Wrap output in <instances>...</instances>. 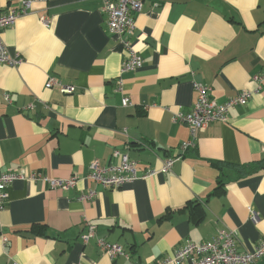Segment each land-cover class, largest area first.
I'll use <instances>...</instances> for the list:
<instances>
[{
  "label": "crops",
  "instance_id": "1",
  "mask_svg": "<svg viewBox=\"0 0 264 264\" xmlns=\"http://www.w3.org/2000/svg\"><path fill=\"white\" fill-rule=\"evenodd\" d=\"M20 3L0 0V11ZM101 5L35 0L1 32L21 62L0 63V172L23 168L77 175L78 182L69 189L41 178L7 186L0 264H156L224 228L235 231L240 251L252 250L264 236V167L238 176L225 165L264 162V83L229 109L226 122L198 132L168 171L142 174L159 170L189 139V127L172 117L191 108L194 83L210 86L218 102L256 88L252 77L264 70V0H142L132 12V43L143 63L121 73L122 47ZM49 78L74 91L46 86ZM115 149L136 161L138 178L115 188L88 179L92 160L119 162ZM214 160L226 168L222 184ZM92 188L91 200L78 198ZM86 222L129 259H110L94 238L83 243ZM255 264H264V255Z\"/></svg>",
  "mask_w": 264,
  "mask_h": 264
},
{
  "label": "built area",
  "instance_id": "2",
  "mask_svg": "<svg viewBox=\"0 0 264 264\" xmlns=\"http://www.w3.org/2000/svg\"><path fill=\"white\" fill-rule=\"evenodd\" d=\"M35 0H21L17 8H9L0 11V63L16 65L21 62L18 54L12 55L6 44L1 38V32L4 28L14 24L15 20L30 9ZM101 9L106 14V25L108 30L117 36L122 47L124 56L120 73L130 70H137L142 66L143 59L134 48L132 43V33L135 27V21L132 12L140 10L142 0H101ZM44 21L47 19L42 18ZM252 80L256 84L255 89L243 88L234 96L223 102L216 101L210 93V86L202 83H194L196 90V99L187 112H177L173 115L174 122L185 123L189 127L190 137L180 143L178 149L181 151L175 157H167L159 170L151 168L142 174L146 178L157 171L166 172L170 169L175 158H180L183 153L190 147L195 146V138L198 132L204 131L212 121L226 122L228 119L229 109L235 105H243L249 100L252 94L257 91L264 83V70L253 75ZM53 84L58 85L60 90L65 93L74 91V85L62 83L55 78H49L45 85L50 87ZM118 88H121V80H118ZM6 101H11L9 94H4ZM121 105L128 106L131 102L127 96L121 97ZM264 151V147H263ZM113 156L119 158L118 163L107 165L100 164L98 160H92L89 163V171L86 175L95 184L105 188H115L126 182H132L138 178L136 161L130 158L126 153L118 149L113 150ZM41 178L51 187L69 189L76 185L78 176L72 175L68 178H55L40 174L39 172H26L23 168L0 172V210L3 209L6 197V188L14 180H35ZM96 191L87 189L80 192L78 198L81 201L91 200ZM252 219L256 220V214L252 213ZM83 243L94 238L97 247L105 253L110 259L122 256L129 259V252L120 244L107 241L102 237L96 236V226L86 222V231L80 235ZM264 255V236L254 244L250 251L239 250L237 247L236 233L234 230L224 228L220 230L211 240L201 242H185L171 256L156 264H255L256 261ZM14 264H17L14 262ZM80 264V263H78ZM137 264V263H132Z\"/></svg>",
  "mask_w": 264,
  "mask_h": 264
},
{
  "label": "trees",
  "instance_id": "3",
  "mask_svg": "<svg viewBox=\"0 0 264 264\" xmlns=\"http://www.w3.org/2000/svg\"><path fill=\"white\" fill-rule=\"evenodd\" d=\"M11 99V98H10ZM213 163L217 166V169L219 170V175H218V183L222 184L223 183V176H224V171L226 168H223L220 163L221 161H216L214 160ZM226 167H231L238 176L250 174L253 171L257 170L260 167H264V162H259L258 165H253L251 164H233V165H225Z\"/></svg>",
  "mask_w": 264,
  "mask_h": 264
}]
</instances>
